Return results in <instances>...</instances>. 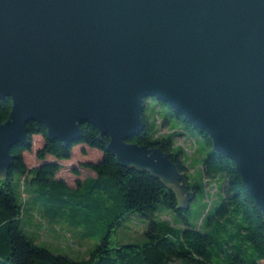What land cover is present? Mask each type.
Masks as SVG:
<instances>
[{
	"label": "water",
	"instance_id": "95a60500",
	"mask_svg": "<svg viewBox=\"0 0 264 264\" xmlns=\"http://www.w3.org/2000/svg\"><path fill=\"white\" fill-rule=\"evenodd\" d=\"M6 97L3 184L30 121L63 147L88 122L121 165L159 177L188 208L196 192L171 156L129 141L154 97L234 161L264 212V0H0Z\"/></svg>",
	"mask_w": 264,
	"mask_h": 264
},
{
	"label": "trees",
	"instance_id": "16d2710c",
	"mask_svg": "<svg viewBox=\"0 0 264 264\" xmlns=\"http://www.w3.org/2000/svg\"><path fill=\"white\" fill-rule=\"evenodd\" d=\"M146 100L143 113L145 127L129 141L162 148L183 173L190 189L196 195L198 191L206 193L210 203L213 183L220 181L221 204L215 209L206 205L200 225L194 226L188 219L191 203L188 208H177L175 195L159 177L149 171L121 165L115 155L107 151L109 136L102 135L101 139H96L98 129L95 125L83 123L80 137L63 147L58 139H48L45 126L33 120L28 123L29 144L18 142L11 147L14 159L5 174L4 184L0 180V264L264 263V212L247 189L234 161L215 151L211 138L197 129L205 138L207 154L200 166L204 184H193L189 175L190 154L183 147L174 150L176 137L186 133L175 129L167 135L159 134L160 119L155 116L151 122ZM168 105L173 116L188 123L184 116ZM11 108L10 97L0 101V124L8 119ZM168 123L167 119H162V125L167 126ZM36 135L44 139L36 151L40 162L29 166L25 153L32 151ZM76 145L97 148L103 155L96 162H83L82 166L94 175L77 179L76 185L71 186L59 173L61 161L72 158ZM16 173L20 175L19 183L15 181ZM20 186L24 204L19 203L16 194ZM27 209L37 211V215L42 213L51 216L48 218L76 224L86 237L93 236L103 223L107 227L90 256L79 260L56 254L41 245L32 230L34 222L25 220ZM165 210H172L182 226L178 227L173 218H162ZM136 214L150 220L143 231L145 241L112 245V236L117 228Z\"/></svg>",
	"mask_w": 264,
	"mask_h": 264
},
{
	"label": "rangeland",
	"instance_id": "374dc122",
	"mask_svg": "<svg viewBox=\"0 0 264 264\" xmlns=\"http://www.w3.org/2000/svg\"><path fill=\"white\" fill-rule=\"evenodd\" d=\"M146 106L147 113L150 115L152 123L155 120V116H158L160 119L158 121L160 130L159 134L167 135L175 129L187 130L190 137L188 138L183 135H178L174 143V150L183 147L185 151L190 154L188 155V164L190 167L189 175L191 181L193 184L200 183L203 185L204 174L200 166L203 162L204 156L207 154L204 150L206 144L205 138H203L197 129L189 126V124L183 121V119L173 116L168 104L163 103L154 97H150L146 100ZM162 119H167L169 121L167 126L162 125ZM43 142L44 139L41 135L33 137L32 151H27L25 153V159L29 166L39 164L40 161L36 158V151L43 145ZM102 155V151L97 148H92L86 145H76L73 150L72 158L61 161L62 169L59 176L64 178L71 186H75L77 179L82 180L89 175H94L90 169L83 167L82 163L86 161L96 162L102 158ZM15 181L17 183L20 181V175L17 173L15 174ZM211 189H213L210 193L211 196L213 195L211 203L206 198V193L201 191L197 192L196 197L191 202V214L188 215V219L194 226L200 225L202 219L201 214H203L206 205L215 209L223 200L220 181L213 183ZM16 194L19 203L24 204L25 199L22 195L21 186ZM163 213L165 215L162 218H173L175 219L176 224H178V227L182 226L181 220L179 217L177 218L172 210H165ZM40 214L41 215H37V211L35 212L34 210L30 211L27 209L25 215V220H31L34 222L32 230L35 232L38 242L56 254L69 255L79 260L86 259L90 256L107 227L103 223L102 225H99L96 229L97 232L93 236L86 237L80 231L82 228H77L76 224L70 225L66 220L52 219L48 218L51 217L50 215L47 217L42 213ZM131 217V220L117 228L112 236V245L119 246L125 243H143L145 241L146 238L143 235V231L148 227L150 220L137 214ZM42 223H45V225Z\"/></svg>",
	"mask_w": 264,
	"mask_h": 264
},
{
	"label": "crops",
	"instance_id": "0c3cea01",
	"mask_svg": "<svg viewBox=\"0 0 264 264\" xmlns=\"http://www.w3.org/2000/svg\"><path fill=\"white\" fill-rule=\"evenodd\" d=\"M179 131H180V130H179ZM181 131H183L184 133H186V134L183 135L184 137H188V138L190 137V135L187 134L188 132H187L186 130L181 129Z\"/></svg>",
	"mask_w": 264,
	"mask_h": 264
}]
</instances>
